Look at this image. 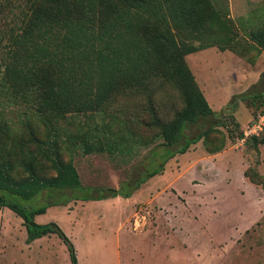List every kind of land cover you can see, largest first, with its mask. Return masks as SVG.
<instances>
[{"label": "rangeland", "instance_id": "1", "mask_svg": "<svg viewBox=\"0 0 264 264\" xmlns=\"http://www.w3.org/2000/svg\"><path fill=\"white\" fill-rule=\"evenodd\" d=\"M23 1L15 0L20 3L13 11L16 15L23 13ZM212 3L229 18L231 46L221 50L214 45L187 54L185 62L222 125L190 144L186 152L169 158L155 177L152 187L157 190L151 195L139 186L129 197L64 199L48 205L35 221L55 222L73 243L79 264H264V143H242L236 137L264 110V97L258 108L238 98L264 89V46L251 36L264 31V0ZM7 21L4 9L0 31ZM5 40L0 38V139L7 153L12 148L19 151L14 139L31 130L35 143L24 149L34 152L55 141L61 160L73 163L81 184L93 188L133 184L160 165L164 148L156 145L162 138L151 123L155 118L168 122L183 107L177 88L163 78H151L145 89L134 86L110 96L102 109L93 108L90 98L80 103V111L53 116L45 126L25 112L19 97L8 99L7 87L1 85ZM91 86L90 97L96 94ZM231 101L233 106L227 110ZM24 114L29 116L30 129L21 122ZM229 114L239 127L229 122ZM198 130L192 125L188 132L193 135ZM259 137L264 138V131ZM85 140H100L105 147L86 154L80 147ZM216 150L220 152H212ZM245 169L259 182L252 193L231 182ZM47 200L39 197L32 202L42 205ZM239 216L242 220H237ZM154 228L156 234L149 233ZM166 235L169 245H165ZM25 239L23 220L0 208V264H71L67 246L57 234L31 245Z\"/></svg>", "mask_w": 264, "mask_h": 264}, {"label": "trees", "instance_id": "2", "mask_svg": "<svg viewBox=\"0 0 264 264\" xmlns=\"http://www.w3.org/2000/svg\"><path fill=\"white\" fill-rule=\"evenodd\" d=\"M19 7L15 0L0 2V14L5 9L9 15L6 29L0 31L7 44L1 53V85L7 87L8 99L19 97L25 112H31L45 126L53 116L62 118L80 111V103L90 102V98L93 108L102 109L110 96L134 86L145 89L151 78H163L183 98V107L170 121L155 118L151 123L162 138L156 145L164 148L160 165L135 183L123 182L118 188L82 185L77 169L61 160L53 140L34 152L24 149L35 143L31 130L14 139L19 151L12 148L7 153L0 139V208L10 209L23 220L27 243L55 233L67 246L70 263L79 264L74 245L62 229L55 222L38 223L35 216L64 199L129 197L147 178L162 173L169 158L217 130L222 125L219 113L210 107L185 56L214 45L221 50L230 48V21L212 0H24L23 13L16 15L13 11ZM251 36L264 46V31ZM90 83L96 90L92 97ZM263 97L264 89L238 98L258 108ZM232 104L229 102L226 109L231 110ZM24 115L21 122L30 129L29 116ZM227 116L239 127L232 114ZM205 122L209 123L207 128H203ZM192 125L199 129L193 135L188 132ZM236 137H243V129ZM243 142L257 145L264 143V138L251 135ZM80 147L88 154L102 151L105 143L85 140ZM244 176L259 184L246 169ZM39 197L48 198L47 203L32 202Z\"/></svg>", "mask_w": 264, "mask_h": 264}, {"label": "crops", "instance_id": "3", "mask_svg": "<svg viewBox=\"0 0 264 264\" xmlns=\"http://www.w3.org/2000/svg\"><path fill=\"white\" fill-rule=\"evenodd\" d=\"M219 152H220V151L215 152V154H217V153H219ZM156 175H157V174H156ZM156 175H154V176L148 178L145 182H143V183L140 185V187H141L140 190L144 189V190H146L147 192H149L150 195H151V191L157 190V188H155V186L152 187ZM246 178H247V177L244 176V172H242L241 175H240V178H235V180H234V179H231V182L234 181V182H235V185H237L238 187H241V186H242V187L246 188L247 191H248L249 193H252V192H253V188H255L254 185H258V184H254V183L250 182V180H247ZM227 183H229V182H227ZM155 185H156V184H155ZM138 192H139V191H138ZM262 192H263V194H264V189L262 190ZM133 197H134V196H131L130 198L133 199ZM152 201L154 202V200H152ZM161 210H162V209H161ZM163 212H164V211H161L162 216H163ZM249 212H250V211H249ZM251 212H252V211H251ZM251 212H250V213H251ZM238 215H239V214H238ZM37 216H38V215H37ZM37 216H35V218H36ZM160 216H161V215H160ZM160 216H158V218H159V219H162ZM152 220H154V218H152ZM237 220H242V219H240V216H239ZM151 224H154V223L152 222ZM151 226L153 227V226H155V225H151ZM151 226H149V228H151ZM155 228H156V227H155ZM155 228H154V229H151V231H150L149 233L156 234L155 232L158 230L159 226H158V228H157L156 230H155ZM244 232H246V231H244ZM167 234H168V233H167ZM41 238H42V237H41ZM41 238L35 239V240L32 241V242H37V240H39V239H41ZM177 238H179V237H177ZM155 239H157V238L155 237L154 240H155ZM32 242H31L29 245H31ZM165 245H169V243H168V236H167V235H166V237H165Z\"/></svg>", "mask_w": 264, "mask_h": 264}, {"label": "built area", "instance_id": "4", "mask_svg": "<svg viewBox=\"0 0 264 264\" xmlns=\"http://www.w3.org/2000/svg\"><path fill=\"white\" fill-rule=\"evenodd\" d=\"M264 130V112L260 113L256 119H253L245 129H243V137L240 142H243L246 137L251 135H259Z\"/></svg>", "mask_w": 264, "mask_h": 264}]
</instances>
